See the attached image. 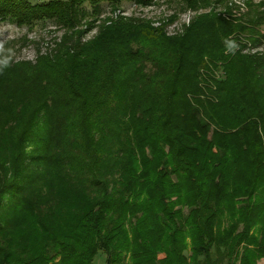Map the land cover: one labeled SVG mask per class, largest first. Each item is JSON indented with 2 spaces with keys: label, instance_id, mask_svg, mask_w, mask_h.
<instances>
[{
  "label": "trees",
  "instance_id": "trees-1",
  "mask_svg": "<svg viewBox=\"0 0 264 264\" xmlns=\"http://www.w3.org/2000/svg\"><path fill=\"white\" fill-rule=\"evenodd\" d=\"M141 1L0 0V20L14 18L29 27L55 22L73 39L27 67L39 87L34 114L46 110L50 126L37 161L52 165L54 174L17 169L16 148L1 157L0 204L7 195L14 208L0 214V264H55L57 258L58 264H95L99 255L106 264H125L126 258V264H188L178 241L184 234L192 243L191 264H218L210 256L213 246L225 248L233 264L264 259V56L244 52L242 40L251 35L247 41L256 43L252 36L264 12L248 3L247 22L231 19L237 17L233 9L224 18L202 15L177 39L119 20L101 28L96 40H74L82 23L106 7ZM187 1L191 8L201 2ZM133 43L141 47L135 50ZM2 89L0 100L20 117L25 101L11 102ZM33 123L34 116L16 124L18 142ZM96 127L102 137L95 142ZM174 175L194 187L180 199L179 205L195 208L181 232L167 195ZM257 191L260 201L238 207L247 232L256 225L260 237L244 235L242 241L258 246L252 253L238 250V243L230 247V235L219 237L212 223H219L231 195ZM203 213L208 243L196 227ZM162 251L169 255L158 260Z\"/></svg>",
  "mask_w": 264,
  "mask_h": 264
},
{
  "label": "rangeland",
  "instance_id": "rangeland-1",
  "mask_svg": "<svg viewBox=\"0 0 264 264\" xmlns=\"http://www.w3.org/2000/svg\"><path fill=\"white\" fill-rule=\"evenodd\" d=\"M20 1V0H18ZM33 3L35 5H40V3L48 0H21ZM199 0H193V2ZM248 3L260 6L261 12H264V0H207L206 2H199L197 8H191V4L187 0H142L141 3L138 2H127L124 3L121 8L112 9L111 7H106L105 10L100 11L103 13L99 15L97 19L93 18L92 20H85L80 29V37L78 40L80 44H86L92 40H96L103 32L101 28L110 27L115 22L119 20H125L126 23H130L133 26H137L139 23H144L154 32H160L166 38L177 39L180 36L184 35L187 30H189L190 25L196 22L195 20L203 16H214L216 17L223 15L227 11L232 10L233 15L237 16L236 18L231 16V19L241 20V22H247V6ZM237 7V8H235ZM245 16V17H244ZM14 18L1 19L0 20V87L2 91L7 94L11 99V102L18 104L15 100L23 101L25 106L22 108V114L19 117L17 114V109L13 106H6L2 100H0V159L1 157L7 156L14 148L18 150L19 157L17 159V169H29L33 172L43 173V171L48 170L54 174V169L52 165L40 164L38 160L39 157L43 154L42 151H39L38 147H45L48 145V138L50 136L49 123L46 118V110L42 111L41 114H34V105L39 100V87L36 83L31 81V75H29L28 68L30 66H35V63L38 57H46L47 55H55L60 50L67 39L70 37V32H67L66 29L59 27L55 22H47L43 27H29L28 25L22 23L19 25ZM246 26V25H245ZM257 33L252 36L255 37V42H248L247 39L250 36L244 35L246 38L243 41L247 42L244 45V49L247 53H257L260 56H264V40L258 39L263 35L264 37V23L260 27H256ZM79 36V35H78ZM153 36V35H151ZM73 39H69L67 43L71 45ZM153 43L157 45V41L154 39ZM140 43H133L132 48L138 50ZM151 47V50L155 49V46L151 43L148 44ZM148 45L145 44L144 48H148ZM232 46V45H231ZM158 47V46H157ZM21 63H26V67ZM20 65V68H19ZM30 65V66H29ZM9 67V70H4V68ZM14 70L12 71L11 69ZM18 69H21L19 74ZM26 79L25 82L21 81V78ZM5 116V117H4ZM34 116V123L31 129L27 132L24 139L20 142L17 141L16 136L18 135L20 126L16 125L21 122V120L30 117L32 119ZM3 117L5 119H3ZM11 117V119H18L13 122H6V118ZM11 123V124H10ZM8 125V127H7ZM11 131V132H10ZM93 134V139L96 140L102 137L101 133L97 129L91 130ZM8 142L7 146H4V142ZM2 160V159H1ZM242 170L236 173L237 178L242 177L243 173H240ZM239 173V174H238ZM175 176V175H174ZM176 177V178H175ZM171 178V182L174 185L169 186L168 197L170 199V204L173 207V220L177 230L181 232V228H187V223H189L191 218V212L194 210V207H189L188 205H179L180 199H185V196L188 197V193L193 190V186L189 185L187 180L181 175H176ZM55 184V183H54ZM257 191L251 197L247 196H238L235 197L231 195L228 199V205H224L220 213L219 223L213 225V230L216 233H219V237H224L230 235V247L237 246L238 250L241 248H248L252 253L254 250L258 249V246L255 244H247V242L242 241L244 235L247 233L248 237H257V233L254 230L256 225H253L251 230L247 232V224L244 220L241 221L240 215L242 211H238V207L254 203L256 200L260 201ZM9 196H4L2 203L0 204V214H8L14 208L13 202L8 201ZM234 201L237 203L235 205ZM155 211H158L159 207L155 208ZM180 213V214H178ZM254 213V217L256 212ZM248 221V220H247ZM148 225V224H147ZM145 225L144 227L146 228ZM190 225V223H189ZM210 226L207 221L205 213L203 217L200 218L196 227L199 230L204 232V240L210 239L204 229ZM252 226V225H251ZM256 229V228H255ZM146 233L150 239L155 241L153 232L150 228H146ZM260 239V237H257ZM184 242L179 239V242H182V248L185 245V248L181 251L182 257L186 260L188 264L192 263V243L187 234L183 235ZM216 239V238H215ZM218 239V238H217ZM242 242H241V241ZM19 245H22L23 240H17ZM215 241V240H214ZM239 241V242H238ZM241 242V243H240ZM260 241H258L259 243ZM210 244V242H209ZM31 247L33 243L30 244ZM247 245L249 247H247ZM227 247L228 246H224ZM168 250L170 246L166 247ZM217 250L216 246H213L210 250V256L212 261L219 262L218 264H233L229 261L227 256V251L225 248ZM244 250V249H243ZM242 250V252H243ZM241 252V255H242ZM122 257L125 258L127 254L121 252ZM166 252L162 251L158 254V260H164L167 256ZM172 260V258H170ZM202 260V259H201ZM55 264L59 263V258L54 261ZM129 263V259H125V264ZM95 264H106L105 257L99 255L96 259ZM172 264H176V260ZM237 264H241V260L237 261ZM257 264H264V259L257 262Z\"/></svg>",
  "mask_w": 264,
  "mask_h": 264
}]
</instances>
